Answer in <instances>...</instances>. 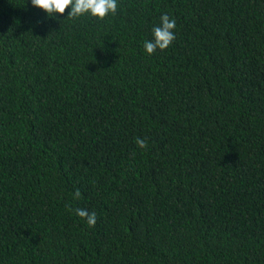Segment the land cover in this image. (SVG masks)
<instances>
[{
	"label": "trees",
	"instance_id": "obj_1",
	"mask_svg": "<svg viewBox=\"0 0 264 264\" xmlns=\"http://www.w3.org/2000/svg\"><path fill=\"white\" fill-rule=\"evenodd\" d=\"M117 3L0 0V264H264V0Z\"/></svg>",
	"mask_w": 264,
	"mask_h": 264
},
{
	"label": "clouds",
	"instance_id": "obj_2",
	"mask_svg": "<svg viewBox=\"0 0 264 264\" xmlns=\"http://www.w3.org/2000/svg\"><path fill=\"white\" fill-rule=\"evenodd\" d=\"M33 7L43 10L48 16L52 14H64L66 9L70 8L67 17L77 19L84 15H90L97 19H104L110 13L114 16L117 12V0H30ZM176 20L170 18L168 14L160 17L158 26L151 30L152 39L145 40L143 48L148 55H152L157 49L163 51L167 49L175 39L174 29ZM136 144L140 148L147 147V140L137 138ZM81 192L77 189L73 194V199L79 200ZM66 210L74 212L75 215L85 221L88 227H94L97 221L95 211L89 212L86 208H71L66 205Z\"/></svg>",
	"mask_w": 264,
	"mask_h": 264
}]
</instances>
